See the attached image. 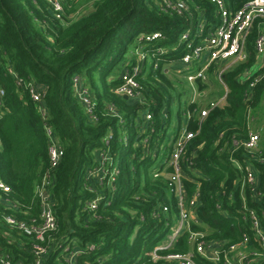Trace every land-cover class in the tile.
<instances>
[{"label":"trees","instance_id":"obj_1","mask_svg":"<svg viewBox=\"0 0 264 264\" xmlns=\"http://www.w3.org/2000/svg\"><path fill=\"white\" fill-rule=\"evenodd\" d=\"M185 1L190 18L162 12L154 0H95L90 12L71 18L79 1L64 0L63 23L46 0H0V88L4 91L0 99V181L10 188L7 194L0 189V254H6L13 264H34L33 239L8 227L2 213L18 218L39 213L35 188L48 168L45 126L52 128L64 154L51 171L48 191L57 228L47 239L49 250L42 264H63L66 246L83 250L77 264H170L163 259L153 261L148 255L171 232L178 211L176 196L166 183L169 169L154 174L164 169V158L183 126L197 131L187 144V159L182 164L190 177L182 181L187 199L198 191L192 211L198 223L191 222V230L204 231L205 239L225 245L238 241L245 231L252 245L261 248L243 219L241 206L244 199L264 224V162L259 158L264 129L259 150L252 155L241 144L237 148L233 144V140L241 143L247 138L249 114L262 115L264 122V75L249 86L261 74L248 72L255 62L252 50L257 32L249 36L250 55L222 74L227 87L223 105L210 109L200 120L194 110L203 104L187 101L182 105L184 94L167 77L164 66L184 53L180 34L187 28L193 34L200 16L206 27L219 19L209 0ZM245 1L225 0L233 9ZM153 31L162 34L157 45L168 51L156 69L151 65L140 74L142 101L125 99L115 92L120 76L111 75L129 44ZM74 75L91 92L93 119L75 96ZM18 79L33 84L42 94L41 101H34L24 84H17ZM198 86L204 87L201 82ZM173 97L178 101L177 125L170 132ZM110 105L118 115L109 113ZM146 111L152 114L148 125L143 120ZM187 111L192 113L189 118ZM101 149H106L118 168L111 184L106 177L97 180L86 175L97 165ZM245 162L251 164L257 179L258 192L253 197L243 177ZM94 197L99 200L90 211L86 205ZM163 206L167 212L153 217V211ZM190 250L184 230L158 253ZM193 259L195 264H223L198 253ZM249 264H264V258Z\"/></svg>","mask_w":264,"mask_h":264},{"label":"built area","instance_id":"obj_2","mask_svg":"<svg viewBox=\"0 0 264 264\" xmlns=\"http://www.w3.org/2000/svg\"><path fill=\"white\" fill-rule=\"evenodd\" d=\"M64 0H46L53 15L56 19L66 23L64 19ZM159 10L164 13H176L184 16L185 18L192 17L190 7L185 0H154ZM214 4L217 11L218 22L216 24H210L206 27V20L201 16L196 23L195 31L192 34V28L185 29L179 37V40L183 42L184 53L180 58L176 59L175 63L179 65L178 71L183 78L191 85L195 81L206 82L207 74L209 70L215 66L220 60L232 59L234 62H241L246 59V53L244 47L246 45V35L252 28L253 22L256 18H264V0H246L242 5L233 9L225 0H209ZM163 36L159 31H153L144 33L138 36V41L141 43L135 49V56L133 61L127 62L124 65L122 74L120 75V84L116 87L115 92L127 96L128 99L134 101H142V85L139 81L140 74L144 69L152 65L153 69L158 67L159 61L162 56L167 53V48L158 46L157 42L162 39ZM254 49L257 54H264V33L259 32L254 41ZM175 49V48H174ZM174 60H170L172 62ZM149 62V64H147ZM196 65L197 69L193 72L191 70L192 65ZM226 68H219L215 72L217 80L223 85L226 92L227 87L222 80V74ZM264 75V67L260 75L256 76L249 86H252L257 80ZM17 84L23 85L22 79L17 80ZM72 84L76 98L84 105L86 112L93 119V110L95 102L92 98L89 88L81 80L80 76L74 75L72 78ZM25 88L29 90L31 98L40 102L42 94L31 83H25ZM194 89V88H193ZM4 91L0 88V99L3 96ZM198 93L194 89V93L191 98V102H195V98ZM224 97L217 100L208 102L205 106H202L194 110L201 120L207 115L210 109L221 106L224 103ZM108 111L112 115H118L116 109L110 105ZM186 117L189 118L192 113L187 111ZM152 114L146 111L143 115V120L147 125L151 123ZM252 119V115H248V120ZM150 131L153 128L150 124ZM249 129V128H248ZM264 129V124L261 126V130ZM45 135L48 139L47 152H48V168L44 171L41 181L36 185V193L40 200L39 213L36 217L18 218L10 213H2V219L5 224L19 232L31 237L33 239L31 245V254L34 259V264H42L43 258L47 255L49 247L47 239L51 232L56 230L57 221L52 208V200L48 187L51 182V171L59 164L63 154V146L55 138L54 132L50 126L44 127ZM197 131L187 130L183 126L177 137L171 143V148L164 158V169L161 172L154 174L166 173L167 187L170 192L174 193L177 199V218L174 225L171 227V232L166 238L154 246L152 250L148 252L151 260H165L170 264H195L193 255L198 253L205 258L214 262H222L223 264H249L264 258V224L261 220L258 212L255 208L248 206L244 199H242L241 214L243 219L247 222L248 228L252 232L253 239L257 240L261 246L257 249L252 245V237L247 232H242V235L238 241L224 244V242H211L205 239L204 231L191 230L190 223H198V221L192 216V211L198 197V191L193 193L191 199H187L186 192L183 188V179H190L188 174L183 170V162L185 158V152L187 144L191 138L195 136ZM110 134L106 135L105 141L108 142ZM148 137H144L143 141L147 142ZM261 135L260 131H252L249 129L247 138L238 143L233 140V144L238 147L241 144L243 149L254 154L259 150V141ZM235 149V148H234ZM97 165L88 169L86 172L87 178H97L102 180L107 178V184L114 182L118 168L113 161V158L106 149H101L98 152ZM261 162H264V149L260 154ZM237 166L241 168L239 163L235 161ZM245 175L244 181L247 184V188L250 191L251 196L257 194V179L255 172L250 163L245 162L243 166ZM244 181L242 188L244 187ZM0 189L7 194L10 191L8 185L0 181ZM99 198L94 197L87 202L86 207L92 211L96 208ZM167 206H163L160 209L153 211V217L158 218L160 213L167 212ZM184 230L188 233V242L192 245V250L187 252H168L166 254H159L158 250L168 248L172 245L173 240ZM93 245L89 246L92 249ZM62 254L63 264H77V257L83 250L78 248L64 247ZM0 264H13L6 254H0ZM14 264H23L18 261Z\"/></svg>","mask_w":264,"mask_h":264},{"label":"crops","instance_id":"obj_3","mask_svg":"<svg viewBox=\"0 0 264 264\" xmlns=\"http://www.w3.org/2000/svg\"><path fill=\"white\" fill-rule=\"evenodd\" d=\"M93 6V5H92ZM80 7L72 14L71 18H75V15L76 14H79V12L81 11ZM253 31H256L257 34L259 32H263L264 33V18H256L253 22V25H252V28L251 30L249 31V33L246 35V45L244 47V51L246 53V58L250 55V48L248 46V42H249V36L250 34L253 32ZM253 51V54H254V57H255V62L253 64V66L251 67V69L248 71L251 75L254 74L255 72L257 71H260L262 72V68L264 67V54L263 55H259L256 53L255 49L252 50ZM176 60L172 61V62H169V63H166L165 66H164V71L165 73L167 74V77H169V79L173 82V85L175 86V88L181 90L184 94V91L182 89V83L185 82L186 84H188V86L191 88L192 90V95L194 93V89L195 91L198 93V95L196 96L198 98V102L195 98V103L197 104H203V106H205L208 102L212 101V100H217L219 98H222L225 94V90H224V87L223 85L221 84L223 90L222 92L224 93H220V92H215L212 85H211V79L212 77H215V72L216 70H218L219 68H226L225 70H227L229 67H231V65H233L235 62L232 60V59H227V60H220L219 62H217L215 64V66H213L208 74H207V80L206 82H201V81H195L193 85L189 84L184 78L183 76L180 74V72L178 71L179 69V65L177 63H175ZM255 65H259V68L256 69V70H252V68L255 66ZM171 74V76H169ZM245 76H247V73L245 72ZM198 82H201L204 87L202 89L199 88L198 86ZM194 88V89H193ZM192 95L188 98L185 96L186 100L185 102L187 101H191V98H192ZM183 96V95H182ZM184 97H181V100L183 99ZM175 97H173V103L175 102L174 101ZM202 100V101H201ZM184 102V103H185ZM252 115V119L251 120H248V128L252 131H263L261 130V126L262 124H264L263 122V118H262V115L258 114V113H254V114H251ZM177 125V121H176V124L174 127H176ZM171 126V125H170ZM174 130V129H173ZM170 131V132H173Z\"/></svg>","mask_w":264,"mask_h":264},{"label":"rangeland","instance_id":"obj_4","mask_svg":"<svg viewBox=\"0 0 264 264\" xmlns=\"http://www.w3.org/2000/svg\"><path fill=\"white\" fill-rule=\"evenodd\" d=\"M78 1H79V6L77 7V9L80 7L81 11L79 12V14H76L75 15V18L80 17V16H83V15L87 14L88 12H90L92 10V8H93L92 5H93V2L95 0H78ZM139 45L141 46V43H139L138 36H137L133 40V42H131L129 44L126 54L124 55L121 63H119L117 65V67L115 68V70L113 72V75H111L112 77H114V76H120L122 74L123 69H124V65L127 62H130L131 59L134 58V56H135V49ZM147 64H149V62ZM258 68H259V65H255L252 68V70H256ZM196 69H197V66L195 64L191 66V70L193 72ZM169 76H171V74ZM182 85H183L182 86V89L184 91V95L182 97H184V98L181 100V104L183 105L184 102H185V100H186L185 96L189 98L192 95V90L188 86V84H186L185 82H183ZM211 85H212V87H213V89H214L215 92H220V93L222 92L223 88H222L220 82L217 79H215V77H212V79H211ZM196 100L198 102V98L197 97H196ZM174 101L175 102L172 104V119H171V126L169 128V131H172L174 129L175 124H176V109H177L178 101L176 100V98L174 99Z\"/></svg>","mask_w":264,"mask_h":264},{"label":"water","instance_id":"obj_5","mask_svg":"<svg viewBox=\"0 0 264 264\" xmlns=\"http://www.w3.org/2000/svg\"><path fill=\"white\" fill-rule=\"evenodd\" d=\"M123 97H124L125 99H127V96L124 95Z\"/></svg>","mask_w":264,"mask_h":264}]
</instances>
